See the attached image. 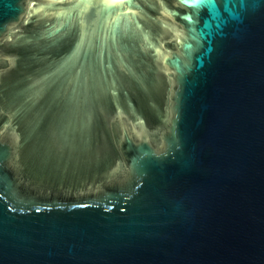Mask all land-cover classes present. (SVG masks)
<instances>
[{
    "label": "water",
    "instance_id": "obj_1",
    "mask_svg": "<svg viewBox=\"0 0 264 264\" xmlns=\"http://www.w3.org/2000/svg\"><path fill=\"white\" fill-rule=\"evenodd\" d=\"M0 0V264H264V0Z\"/></svg>",
    "mask_w": 264,
    "mask_h": 264
},
{
    "label": "snow or ice",
    "instance_id": "obj_2",
    "mask_svg": "<svg viewBox=\"0 0 264 264\" xmlns=\"http://www.w3.org/2000/svg\"><path fill=\"white\" fill-rule=\"evenodd\" d=\"M182 2L192 8V13L185 16V20L189 23L191 28V32L186 39V47L189 51H192L194 48L193 41L198 38L196 26L199 23L198 14L201 9L207 8L210 18L217 22L218 28L221 27L225 21L217 9L216 0H182Z\"/></svg>",
    "mask_w": 264,
    "mask_h": 264
}]
</instances>
